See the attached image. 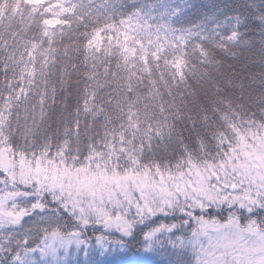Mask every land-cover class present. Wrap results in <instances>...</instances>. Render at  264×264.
Instances as JSON below:
<instances>
[{"label": "snow or ice", "instance_id": "1", "mask_svg": "<svg viewBox=\"0 0 264 264\" xmlns=\"http://www.w3.org/2000/svg\"><path fill=\"white\" fill-rule=\"evenodd\" d=\"M0 264H264V0H0Z\"/></svg>", "mask_w": 264, "mask_h": 264}, {"label": "trees", "instance_id": "2", "mask_svg": "<svg viewBox=\"0 0 264 264\" xmlns=\"http://www.w3.org/2000/svg\"><path fill=\"white\" fill-rule=\"evenodd\" d=\"M138 249H139V245L134 243L133 246H132V251L129 253V255H130V256H131V255H134L135 252H136Z\"/></svg>", "mask_w": 264, "mask_h": 264}]
</instances>
